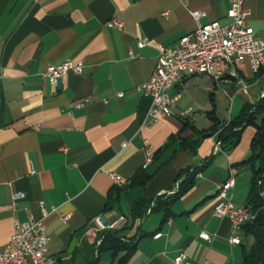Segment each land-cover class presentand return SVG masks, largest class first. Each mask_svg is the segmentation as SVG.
Wrapping results in <instances>:
<instances>
[{"label":"crops","instance_id":"obj_1","mask_svg":"<svg viewBox=\"0 0 264 264\" xmlns=\"http://www.w3.org/2000/svg\"><path fill=\"white\" fill-rule=\"evenodd\" d=\"M229 6V0H0V250L15 220L42 218V202L55 264H175L180 252L183 264H242L252 238L241 230V243L231 244L230 220L213 209L231 169V202L248 201L252 170L235 164L249 156L255 130L247 126L236 147L225 150L220 143L214 152L221 130L214 125L259 101L264 69L253 74L245 62L232 65L226 81L185 78L168 90L176 97L174 115L153 125L145 124L152 98L136 90L154 72L158 43L173 45L210 21L228 23ZM244 7L264 40V0H245ZM191 11L204 14L195 19ZM111 19L122 27L107 26ZM142 38L148 44L138 48ZM67 60L81 63L82 73L68 72L58 87L44 73L49 63ZM84 99V107L73 108ZM188 108L194 114L181 119ZM147 148L153 161L142 168ZM192 171V188L177 197L176 185ZM110 173L127 183L115 185ZM137 173L143 184L131 185ZM13 192L24 194L14 207ZM141 199L149 208L134 219ZM97 214L125 215L112 233L134 244L126 262V250H98L106 233L91 223Z\"/></svg>","mask_w":264,"mask_h":264},{"label":"built area","instance_id":"obj_2","mask_svg":"<svg viewBox=\"0 0 264 264\" xmlns=\"http://www.w3.org/2000/svg\"><path fill=\"white\" fill-rule=\"evenodd\" d=\"M245 0H229L230 6L227 11L228 23L221 24L219 21H210L199 25L194 31L183 36L173 45H162L158 43V55L153 74L144 83L136 87L137 91L152 98L151 106L147 113L145 124L153 125L162 117L174 115L176 97H170L168 90L185 78L195 75H208L215 81H226L229 69L232 65H243L248 62L251 72L259 73L260 67L264 66V40L256 36L253 28L248 24L249 11L244 7ZM204 13L202 11H191V15L198 19ZM107 26L121 28L122 22L111 19ZM148 44V39L142 38L136 41L138 48ZM129 56H135L130 50ZM68 72L82 73V64L70 60L60 63H49L45 70V76L52 84H57ZM233 76L237 77L235 73ZM238 78V77H237ZM242 90L247 91L248 86L238 78ZM119 97L123 93H118ZM264 97V91L261 93ZM87 99L77 101L73 104L74 109L85 106ZM194 114L193 109L188 108L179 113L181 119H187ZM144 125L141 126V128ZM126 143L122 144L125 147ZM220 142L214 148L219 149ZM153 161V152L147 148L146 159L142 168H146ZM34 172V169H32ZM115 185L122 186L127 181L116 173H110ZM236 171L231 169L229 177L223 181L217 190V202L213 212L217 217H226L231 223V244L241 243L240 231L242 227L255 221L258 211L252 205L245 203L237 207L228 196V192L234 188ZM261 184V181L260 183ZM178 189V185L176 188ZM174 189V190H175ZM264 208V189L260 191ZM24 197L22 192L11 194V203L14 207ZM42 218L35 220L29 217L26 221L15 220L13 233L7 245L0 250V264H55L48 254L49 236L45 232L43 219L48 212L40 203ZM125 215L107 217L97 214L91 219L94 229L101 233L115 232L125 222ZM161 235V234H160ZM160 235H155L157 238ZM199 237L210 241L211 236L205 231L199 233ZM186 255L180 252L174 259L175 264H183Z\"/></svg>","mask_w":264,"mask_h":264},{"label":"trees","instance_id":"obj_3","mask_svg":"<svg viewBox=\"0 0 264 264\" xmlns=\"http://www.w3.org/2000/svg\"><path fill=\"white\" fill-rule=\"evenodd\" d=\"M208 115L214 120L211 112ZM214 126V128L220 126L219 128L221 130L218 133V141H220L222 148L225 150H230L239 144L242 132L247 126H252L255 130L250 142L249 156L240 163L235 164V166L240 167L242 165H248L252 170L250 190L246 203L252 205V207L258 211L255 221L247 223L242 227L243 235L252 238V243L244 252L242 264H264V208L263 200L259 194L260 191L264 189V97H261L255 104H244L239 113L232 117L227 123L219 125L215 123ZM196 132L198 135L200 134L199 131ZM181 143L187 150L191 149V152H195V147L189 142ZM182 174H184V172L180 173L179 176ZM194 175V171L188 173L179 183L176 193L177 197L185 194L192 188L194 184ZM139 176L140 173H137L133 177L131 185L139 183ZM260 181L261 184H258ZM139 184H143V182ZM148 208L149 204L146 201L142 199L136 201L132 211L133 218H142L146 214ZM154 208L155 207H152L151 211ZM98 250H112L114 253L119 250H126V255L122 259L124 263L133 252L134 244L109 232L102 236V241ZM86 264H96V260Z\"/></svg>","mask_w":264,"mask_h":264},{"label":"water","instance_id":"obj_4","mask_svg":"<svg viewBox=\"0 0 264 264\" xmlns=\"http://www.w3.org/2000/svg\"><path fill=\"white\" fill-rule=\"evenodd\" d=\"M57 86H58V87L61 86V79L58 80V82H57ZM204 136H205V137L210 136V133H207V134H205Z\"/></svg>","mask_w":264,"mask_h":264},{"label":"bare ground","instance_id":"obj_5","mask_svg":"<svg viewBox=\"0 0 264 264\" xmlns=\"http://www.w3.org/2000/svg\"><path fill=\"white\" fill-rule=\"evenodd\" d=\"M264 69V66L260 67V70Z\"/></svg>","mask_w":264,"mask_h":264},{"label":"rangeland","instance_id":"obj_6","mask_svg":"<svg viewBox=\"0 0 264 264\" xmlns=\"http://www.w3.org/2000/svg\"><path fill=\"white\" fill-rule=\"evenodd\" d=\"M240 206H242V204L241 205H238L237 207H240ZM249 241H251V240H249Z\"/></svg>","mask_w":264,"mask_h":264}]
</instances>
